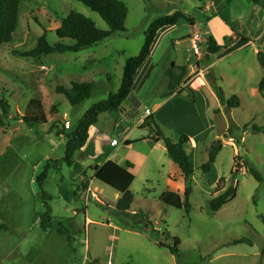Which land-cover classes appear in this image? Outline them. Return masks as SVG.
I'll return each instance as SVG.
<instances>
[{
	"label": "rangeland",
	"instance_id": "374dc122",
	"mask_svg": "<svg viewBox=\"0 0 264 264\" xmlns=\"http://www.w3.org/2000/svg\"><path fill=\"white\" fill-rule=\"evenodd\" d=\"M19 1L16 31L10 43L0 48V96L10 105L9 118L0 126V264H264L260 256L264 245V134L251 130L252 125L264 127V92L258 90L264 70L256 55L264 53V0L258 4L251 0H117L128 9L124 33L78 53L38 58L15 53L33 50L44 34L48 44L56 43L55 31L70 12L84 15L100 30L108 28L96 13L73 0ZM208 4L211 12H216L210 30L217 38L223 41L226 31L236 34L223 42L225 48L218 55L206 57L205 43L200 44V59H207L204 66L209 68L204 74L196 70L190 78L192 83L204 81L216 96L207 94V88L189 96L174 95L159 111L167 137L176 139L184 130L195 143L194 148H186L193 174L184 179L164 147L147 140L149 131L139 129L140 120L146 108L151 110L153 104L167 98L162 96L167 80L161 73L166 61L192 65L185 61L195 57L187 38L196 29H203L213 16L203 11ZM175 11L192 16L195 29L180 22L160 40L153 54L156 69L147 87L141 89L145 105L139 113L129 120L122 111L98 117L91 128L92 134L99 136L94 141V155L76 154L82 167L79 175L65 163L56 165L53 161L63 157L65 139L52 127L74 132L93 104L115 94L125 61L139 53L147 27ZM72 81L94 83L90 98L77 106L55 93L56 86L68 87ZM219 91L226 103L236 97L238 106L227 107ZM31 98L41 101L47 124L31 126L16 118L24 114ZM205 127L211 131L204 133ZM127 134L133 145L124 148ZM111 140L116 145L110 144ZM212 143L218 146L214 163L210 172L203 174L201 167ZM110 160L133 167L135 179L129 191L134 200L128 214L115 208L121 195L93 178L92 168ZM48 161L50 169L43 185L50 198L46 204L53 218L63 219L70 243L54 231L45 234L39 229V217L46 208L36 177ZM250 169L262 182L249 174ZM83 175L87 177L80 180ZM222 178L224 182H219ZM218 182V189L235 187V196L212 214L209 203L218 195L213 193ZM88 187L96 190L99 200L85 203L81 193ZM186 190L190 191L189 214L184 208L177 210L160 201L165 192L184 200ZM137 212L144 213L153 227L145 226V217L131 215ZM174 237L179 240L177 255L158 246H173ZM241 238L249 239L252 245L232 244Z\"/></svg>",
	"mask_w": 264,
	"mask_h": 264
},
{
	"label": "trees",
	"instance_id": "16d2710c",
	"mask_svg": "<svg viewBox=\"0 0 264 264\" xmlns=\"http://www.w3.org/2000/svg\"><path fill=\"white\" fill-rule=\"evenodd\" d=\"M81 3L85 8L91 12L96 13L101 20L107 25V30L98 29L95 24L84 15L77 12H70L65 18L60 21L59 28L55 31V35L58 39L53 45L48 44L45 34L39 37L35 48L26 53H15L21 57H32L38 58L40 56H48L52 54H65V53H78L88 47H91L98 42L111 37L117 33H124L125 21L128 14V9L123 2L117 0H73ZM254 4H258L259 0H251ZM19 0H0V48L10 43L13 35L16 31L18 20H19ZM214 17L211 16V18ZM210 18V19H211ZM208 19V21L210 20ZM180 22H185L189 25L195 23V19L192 16H188L181 11H175L171 14L159 17L155 19L147 27L144 32V42L141 46L139 53L130 57L126 60L123 70L120 87L115 94H110L109 97L101 102L93 104L78 121L77 127L72 133H65L58 127L53 126L56 129V135L64 136L65 143L63 149V157L59 160L53 161L56 165L59 163H65L69 168L73 169L75 175L82 173L81 164L76 160V154L79 153L85 146L89 139V130L92 128L98 120V117L102 114L118 113L121 111V104L126 97L132 93V86L134 84L137 71L144 64V62L150 58L152 46L156 39L158 32L162 29L175 27ZM205 28V25H204ZM205 38L204 54L206 57L210 55H218L225 48L224 45H218L215 38L208 34H203ZM70 41L71 44H65L63 41ZM226 42V39H224ZM257 60L264 70V53L257 52ZM188 68L186 66H176L171 64L169 69L165 72V76L168 80V94L179 90L178 95L181 92L187 91L191 95L189 88L182 89L181 85H184L188 80ZM94 87L93 82H80L72 81L68 87L56 86L55 93L62 95L65 100L71 106H77L83 101L90 98L92 89ZM258 90L264 92V77L259 82ZM189 96V95H188ZM218 96L222 103L227 107L233 108L238 106L236 97H231L227 103L224 100L222 93L219 91ZM10 105L6 99L0 96V126H3V120H7ZM16 118L19 121L31 125H45L47 124V118L43 109V105L39 99L31 98L24 110V114ZM141 126L148 127L153 137L147 139L153 143H161L165 149L168 158L178 166L180 174L184 179H188L193 174V166L186 153V148L190 145V140L186 135H181L177 140H173L170 137L164 135L159 123L153 118V116L147 117ZM247 128V125L244 127ZM251 130L254 132H262L264 134V127H258L256 125L251 126ZM230 133L226 132V137H229ZM231 138V137H230ZM236 143H239L237 141ZM131 143L126 142L124 146H129ZM218 146L212 143L211 146L206 150L208 159L206 163L201 167V172L207 174L210 172L211 165L214 163V155L217 151ZM234 160H238L235 157ZM132 165L125 163L121 166L113 161H107L101 166H95L92 168L94 172V179L111 189L115 190L121 195V199L115 204L116 210L121 214H128L130 206L133 203L134 197L129 191L131 184L135 177L132 173ZM50 169L49 161L43 168V171L36 177V183L40 191V197L45 205V212L39 217V229L43 233H51L54 231L58 235L65 236L66 240L70 243L72 238L70 232L63 226V219L53 218L50 208L47 206L46 201L50 198L43 191V185L48 177ZM249 174L253 176L257 181L262 182V178L254 170L250 169ZM219 182H224V178L220 179ZM216 184L214 192L218 193L217 196L213 197L209 203V209L211 213H216L222 206L228 203L235 196V187L230 186L223 190L218 189ZM76 196V191L73 192ZM190 191L184 192V200L180 195L165 192L161 195L160 201L162 204L172 207L177 210L185 209L186 213L189 214L191 205L189 203ZM213 195V194H212ZM134 218H144L145 215L142 212L132 214ZM145 226H150L152 223L147 217L144 218ZM164 235L168 236V232L165 230ZM167 239V238H166ZM173 246H167L164 243H159L160 248H166L168 251L177 255L179 240L174 237L172 238ZM233 245L247 244L252 245L249 239L241 238L232 241ZM261 258L264 259V245L260 254Z\"/></svg>",
	"mask_w": 264,
	"mask_h": 264
},
{
	"label": "crops",
	"instance_id": "0c3cea01",
	"mask_svg": "<svg viewBox=\"0 0 264 264\" xmlns=\"http://www.w3.org/2000/svg\"><path fill=\"white\" fill-rule=\"evenodd\" d=\"M214 3H215V1H214ZM211 9H212V5L211 4H208V5H206V7H203V11H206V12H211ZM211 13L216 14L215 11H212ZM215 19H216V17L215 18L213 17L211 20H209L206 23V25H205L206 28L196 29L195 31H201L203 34L211 35V36H213L215 38V40H216V42H217L218 45H223V42H225L224 39H226V40L227 39H231L236 34H234L232 31H230V32H227V31L226 32H223V34H222L223 35V41H220L217 38V36L210 30L211 23L216 22ZM177 25L175 27L162 29V30H160L158 32V34L156 36V39L154 41V44L152 46L150 58L147 59L144 62V64L140 67V69L137 71L136 78H135L134 84L132 86V93L136 96V98L140 102V104H141L140 105V109H141V107H143V104L145 105L144 98H143V95H142L143 94V90H141V89H145L147 87L148 82H149L150 78L152 77V75H153V73H154V71L156 69V65H155L154 59H153V54H154L155 50L157 49V46H158V43L160 42V40L161 39H164L166 36H168V34L172 33L173 30H175V28L177 27ZM202 27H204V26H202ZM190 29H192V30L195 29V25L194 24L193 25H190ZM190 37H191V34L188 35V38H187V42L189 43V45H190ZM181 41H183V40H181ZM181 41H175L174 44H177V43H179ZM171 43H173V41H171ZM189 48H190V46H189ZM185 61L187 63L192 62V65L191 66H188V64H186V65H180V64H177L174 61H171V59L170 60H167L166 63L164 64L163 68H161V73L163 74L164 78H166V80H167V77L165 76V72L169 69V67L171 66L172 63L175 64L176 66H186L188 68V75H187L186 79H188L190 76H192L195 73L196 70L199 71L200 74H204L208 70V68H209V66H207V67L204 66L205 65V62L207 61V59H198L197 57H194L193 59H185ZM196 80H198V79H196ZM196 80L194 81V83H192L193 80L190 78L184 85H181L182 89L189 88V90L191 91V95H193L194 93L199 92V90L201 88H207L206 89L207 90V94H209L211 97L216 96L215 93H214V91H212L213 89H211L209 86H207L206 83L204 81H202L201 79H199L200 80V85L199 86H196ZM163 86L164 87H162V90H163L162 91V96L167 97V98L163 102H160L158 104H153L152 107H151V110H149L148 108H146L145 111H149L150 112V116H153V118L159 123L160 127L162 128V131L167 136L168 134H166V132L164 131L165 127H164L163 122L161 120V117H160L161 115H159V111H161L162 107H164L167 104V101H166L167 99L171 98L174 95H178V92H179L180 89L172 92L171 94H168V88H167L168 87V80L163 82ZM183 94L186 95V96L190 95L187 91L181 92V95H183ZM170 103L171 102H168V104H170ZM121 111L123 112L126 120H129L130 118L133 117L130 114L128 107H126L124 109L121 108ZM140 122H142V119L140 120ZM124 124H126V123H124ZM142 127L144 129H146V130L149 131L148 139L151 138V137H153V134L150 132V130H149L148 127H144V126H141L140 125V128L139 129H141ZM179 128H181V127H179ZM209 131H211V129H209L207 127L204 128V133L205 132H209ZM224 132L226 133L228 131L225 130ZM181 135H186L185 132H184V130H180L178 132V134H177V137L179 138ZM129 136L130 135L127 134L123 138V142L122 143H123V147L124 148H128V147H130V146L133 145L132 142L129 139ZM170 137H172L171 139H173V140H177L178 139V138L175 139L173 136H170ZM187 137L190 140V146L189 147L194 148L195 143H194L193 139H191L190 136H187ZM216 137L219 138V136H216ZM95 138H99V136H97V133L92 134V131H91V128H90V130H89V139H88V141L86 143V146L80 152H82L84 154H87V156L94 155V152H95V147H94L95 146V143H94V141H96ZM227 138H228V141H229V137H227ZM136 141H138V140H136ZM141 141L144 142V141H147V140H145V138H141ZM126 142L131 143V144L129 146H126L125 147L124 144ZM153 144L156 145V146H160V145L163 146L161 143H157V144L156 143H153ZM86 149L88 150V153H86L87 152V151H85ZM95 166H97V165H95ZM92 175H93V178H94V172L93 171H92ZM84 177L86 178L87 175L81 176V179L80 180H82Z\"/></svg>",
	"mask_w": 264,
	"mask_h": 264
},
{
	"label": "built area",
	"instance_id": "2783aa9c",
	"mask_svg": "<svg viewBox=\"0 0 264 264\" xmlns=\"http://www.w3.org/2000/svg\"><path fill=\"white\" fill-rule=\"evenodd\" d=\"M202 43H205L203 33L201 31H194L190 37L189 51L191 50L192 53L195 55V57H197L198 59H200L202 56V49L200 47V44H202ZM41 69L44 70L45 67H41ZM149 116H150V112L145 111L144 114L142 115V118H141L142 123ZM65 127L69 128L67 123H66ZM231 140L232 139L229 138V142H232ZM110 144L116 145V142L114 140H111ZM81 196H82V199L85 201V203H88L90 200H96V201L99 200L96 190L91 189L90 187H88L84 191H82Z\"/></svg>",
	"mask_w": 264,
	"mask_h": 264
},
{
	"label": "water",
	"instance_id": "95a60500",
	"mask_svg": "<svg viewBox=\"0 0 264 264\" xmlns=\"http://www.w3.org/2000/svg\"><path fill=\"white\" fill-rule=\"evenodd\" d=\"M140 102L133 93H130L126 99L122 102L121 108L124 109L128 107L130 114L134 117L139 113Z\"/></svg>",
	"mask_w": 264,
	"mask_h": 264
},
{
	"label": "bare ground",
	"instance_id": "6f19581e",
	"mask_svg": "<svg viewBox=\"0 0 264 264\" xmlns=\"http://www.w3.org/2000/svg\"><path fill=\"white\" fill-rule=\"evenodd\" d=\"M200 85V80H196V86Z\"/></svg>",
	"mask_w": 264,
	"mask_h": 264
}]
</instances>
